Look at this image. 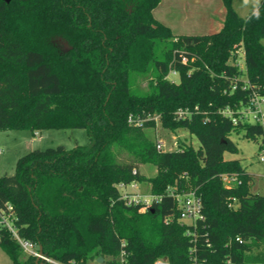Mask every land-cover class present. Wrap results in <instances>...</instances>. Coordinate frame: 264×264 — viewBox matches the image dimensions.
Here are the masks:
<instances>
[{
  "label": "trees",
  "instance_id": "1",
  "mask_svg": "<svg viewBox=\"0 0 264 264\" xmlns=\"http://www.w3.org/2000/svg\"><path fill=\"white\" fill-rule=\"evenodd\" d=\"M159 3L0 0V130L83 129L89 141L19 158L13 175L0 176V214L60 264H264V196L250 192L239 161L223 158L238 151L232 133L264 149V124L222 114L239 118L253 92L264 96V0L245 17L223 0V27L199 36L173 35L152 15ZM139 76L150 77L146 92L135 88ZM155 117L198 146L158 151L143 130ZM222 173L238 181L227 186ZM141 182L159 197L144 211L120 192ZM169 191L195 192L203 219L184 222ZM0 247L11 264H36L4 226Z\"/></svg>",
  "mask_w": 264,
  "mask_h": 264
},
{
  "label": "rangeland",
  "instance_id": "2",
  "mask_svg": "<svg viewBox=\"0 0 264 264\" xmlns=\"http://www.w3.org/2000/svg\"><path fill=\"white\" fill-rule=\"evenodd\" d=\"M221 1L223 2V0ZM260 1L261 0H231V4L234 11L240 17H245ZM262 44L264 47V39L262 40ZM235 62L239 68L242 70L245 69L240 50L236 53ZM167 78L173 83L179 82L177 73L170 72ZM149 80V76L136 77L135 88L138 92H146L148 90ZM154 122L155 124L153 127L143 129L144 133L147 138L153 142L161 140L164 143L165 151L177 149L182 141L195 148L198 146L196 136L189 134L188 131L178 130L176 134H173L161 125L158 117L154 119ZM230 139L235 144L238 151L237 153L225 152L223 158L225 160L239 161L241 167L251 177L250 192L264 196V160L260 161L261 157L264 159V153L259 149L261 139L258 138L256 141H252L243 137L242 133H232ZM88 143L86 131L83 129H45L35 134L27 129L0 130V176L13 175L17 160L34 150H45L58 146L70 150L76 146H86ZM139 172L149 179L156 176V168L150 164H141L139 166ZM220 178L221 182L224 184L238 181L236 173H222ZM223 178L226 181H224ZM126 190L134 192L130 187H127ZM136 192L146 198V200L151 199L150 184L148 182L138 183ZM184 222L190 223L187 219H185ZM0 264H11L9 257L1 247ZM88 264L99 263L95 260Z\"/></svg>",
  "mask_w": 264,
  "mask_h": 264
},
{
  "label": "built area",
  "instance_id": "3",
  "mask_svg": "<svg viewBox=\"0 0 264 264\" xmlns=\"http://www.w3.org/2000/svg\"><path fill=\"white\" fill-rule=\"evenodd\" d=\"M182 61L185 62V58H183ZM222 114L230 118L233 124H237L238 122L237 120L240 119V120H243L249 123L263 125L264 124V96L258 95L253 92L250 96L249 103L245 107L240 109V111H238L239 118H236L235 113L229 109L222 111ZM186 115H187V112L185 111L179 110L177 112V116L179 118L186 117ZM155 144H156V149L158 151H164V143L161 140L156 141ZM261 151L262 153H264V149H262ZM263 160H264L263 157H261L260 161H263ZM223 180L226 181L224 178ZM231 184H234V183L229 182L228 184H225V185L229 186ZM127 187H130L131 189H133L134 192L127 191L126 190ZM120 189H121L120 191L121 198L125 200L126 204L127 205L141 204L142 206L141 211H144L148 206H150L152 201L159 200V197H154L151 195H150L151 199L146 200V198L142 197L140 194L136 192V189H137L136 183H132L126 186L120 185ZM169 194L175 195L172 191H169ZM175 197L178 200V208L180 210L181 217L183 220L187 219L188 221H190V223H195L196 221L203 219L201 199L199 196L195 194V192L191 191L187 194L175 195ZM0 226H4L10 232V234L12 235V237L17 242L20 249L26 256H32L41 263L44 262L48 264H60V263H57L49 259L42 253H40L39 248L34 243L21 239L18 236L17 232L15 231V228L13 226V218L11 215L0 214ZM154 264H169V263L165 260L159 259L155 261ZM192 264H199V263L193 262ZM224 264H236V263H234L230 259H227Z\"/></svg>",
  "mask_w": 264,
  "mask_h": 264
},
{
  "label": "crops",
  "instance_id": "4",
  "mask_svg": "<svg viewBox=\"0 0 264 264\" xmlns=\"http://www.w3.org/2000/svg\"><path fill=\"white\" fill-rule=\"evenodd\" d=\"M152 15L173 35L199 36L218 32L226 10L221 0H160Z\"/></svg>",
  "mask_w": 264,
  "mask_h": 264
},
{
  "label": "water",
  "instance_id": "5",
  "mask_svg": "<svg viewBox=\"0 0 264 264\" xmlns=\"http://www.w3.org/2000/svg\"><path fill=\"white\" fill-rule=\"evenodd\" d=\"M63 44H64V46L66 47V43H63ZM39 252L42 253V249H41V247H39ZM102 261H103L102 258H98V259H97V262H98L99 264H100ZM36 264H44V263H41V262H39L38 260H36Z\"/></svg>",
  "mask_w": 264,
  "mask_h": 264
}]
</instances>
